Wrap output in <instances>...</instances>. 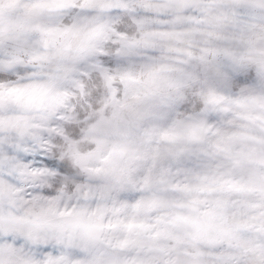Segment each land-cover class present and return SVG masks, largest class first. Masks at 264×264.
<instances>
[{"label":"clouds","instance_id":"1","mask_svg":"<svg viewBox=\"0 0 264 264\" xmlns=\"http://www.w3.org/2000/svg\"><path fill=\"white\" fill-rule=\"evenodd\" d=\"M29 2L16 0L10 6L9 0H2L5 29L9 19L23 18ZM44 4L46 11L32 24L64 33L54 44L44 48L40 34L30 28L18 40L4 36L6 50L9 44L18 49L13 82H44L50 87L45 103L33 112L0 113V261L35 264L47 258L48 253L41 255L45 247L49 252L55 247L57 254L61 249L71 251L65 248L67 237L31 222L50 201L57 214L93 211L99 203L111 208V199L98 198L110 184L105 172L83 169H105L104 157L116 145H125L138 157L132 167L139 181L120 192L112 190L118 203L135 202L122 200L125 193L146 200L153 198V191L157 196H182L156 191L161 186L155 183L151 190H141L143 177L151 174L158 179L160 170L159 163L153 168L151 159L156 137L149 141L145 130L187 134L201 126L213 141L218 132H243L248 137L235 144L242 163L234 175L248 191L235 197L242 201L234 210L235 220L243 227L232 243L249 249L246 256L251 259L252 249L264 242V0L188 5L162 0H44ZM162 18L170 23L162 25ZM162 31L175 35L162 36ZM33 54L46 59L33 61ZM22 115H27V122L16 119ZM70 127L79 135L72 136ZM40 158L67 163L77 179L69 186L61 178L53 188L56 177L32 163ZM45 190L52 192L51 197ZM157 211L145 214L154 216ZM10 217L23 218L27 226L18 230ZM109 236L115 244L123 233ZM227 242L225 238L224 245L199 247L205 253H219ZM75 243L81 252L75 258L79 264H90L100 254L98 245L81 244L78 238ZM103 248L112 256L138 255L135 249Z\"/></svg>","mask_w":264,"mask_h":264},{"label":"snow or ice","instance_id":"2","mask_svg":"<svg viewBox=\"0 0 264 264\" xmlns=\"http://www.w3.org/2000/svg\"><path fill=\"white\" fill-rule=\"evenodd\" d=\"M15 2L16 0H9V5L12 6ZM162 2L188 5L214 3L217 0ZM45 11L44 0H30L25 5L23 18L15 21L9 19L5 29L0 0V113L6 109L21 114L31 113L47 99L50 87L47 83L13 82L11 72L20 62L18 49L9 44L6 50L4 44L5 33L10 41L18 40L24 35L26 28L40 34L44 48L54 44L58 36L64 33L45 24H32ZM159 22L162 25L170 23L164 18ZM160 35L173 36L175 33L162 31ZM30 59L41 61L46 56L33 54ZM16 119L27 122L28 117L22 115ZM207 131L203 126L198 131L187 134L178 133L174 129L145 130L149 141L156 137L151 159L153 168L159 163L160 170L158 179L154 180L151 174L143 177L141 190H151L155 183L161 186L156 191L182 193L180 197L157 196L153 191V198L146 200L143 197L137 199L135 194L125 193L122 200L135 202L118 203L111 195L112 190L120 192L139 182L132 167L133 161L138 157L130 154L125 145H116L109 151L104 157L105 169L84 168L85 172H105L110 184L107 189L99 192L98 198L101 201L111 199V208L107 204L99 203L93 211L79 210L57 214L54 211L55 203L50 201L47 210L42 209L35 214L31 223L47 225L61 237H67L65 248L71 251L61 249L57 254L55 247L51 252L45 247L41 255L48 253L47 258L43 261L37 260L35 264H79L75 259L81 255V252L75 250L77 238L81 244L100 247V254L90 264H264V242L258 243L252 249L254 255L251 259L246 256L249 249H242L239 243H232L235 233L243 227L235 220L234 210L242 203L235 197L243 196L248 191V186L234 175V169L242 163V153L236 151L235 144L248 137L243 132H218L217 139L213 141ZM69 132L72 136L79 135V130L74 127H70ZM165 161L168 162L167 167H164ZM32 163L42 165L45 172L56 177L53 188L59 186L61 178L69 186L77 179L67 163L58 164L47 158H40ZM45 194L51 197L52 192L45 190ZM84 195L87 198L89 194L85 192ZM8 196L12 199L14 193L9 191ZM59 199L60 197H56V200ZM152 209L158 210L156 215L145 214ZM230 209L233 210L231 217ZM9 222L20 231L27 226L23 218L10 217ZM109 233H123V238L113 244ZM225 238H228L227 246L219 253H205L199 247L201 243L211 247L224 245ZM169 241L175 243H167ZM104 245L135 249L138 255L131 258L112 256L104 250ZM189 247L191 250H188Z\"/></svg>","mask_w":264,"mask_h":264}]
</instances>
